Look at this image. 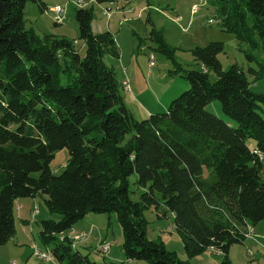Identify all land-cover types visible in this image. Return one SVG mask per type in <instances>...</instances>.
Wrapping results in <instances>:
<instances>
[{"label":"trees","instance_id":"1","mask_svg":"<svg viewBox=\"0 0 264 264\" xmlns=\"http://www.w3.org/2000/svg\"><path fill=\"white\" fill-rule=\"evenodd\" d=\"M229 1L220 9L223 29L252 49L255 33L264 48V0L228 7ZM28 3L46 10L41 0H0V247L16 234V202L47 195L49 213L61 219L42 221L40 236L47 244L60 237L51 251L59 264H117L90 260L68 239L89 214H115L124 238L119 264H190L207 250L232 264L231 247L244 245L249 228L264 221V94L250 90L239 66L223 70L224 45L212 42L193 51L200 67L184 76L190 89L165 113L138 121L122 95L125 86L104 61L120 58L115 37L93 33V8L76 11L82 56L74 41L28 29ZM249 74L259 80L264 65ZM215 101L236 126L207 111ZM63 149L69 159L58 174L51 163ZM134 174L146 189L141 202L130 198ZM162 206L174 217L188 260L161 237L147 236L144 213Z\"/></svg>","mask_w":264,"mask_h":264},{"label":"rangeland","instance_id":"2","mask_svg":"<svg viewBox=\"0 0 264 264\" xmlns=\"http://www.w3.org/2000/svg\"><path fill=\"white\" fill-rule=\"evenodd\" d=\"M46 10H41L38 3H28L25 10V21L28 29H33L39 36H54L66 38L75 42L76 50L82 55L86 47L80 39L79 25L76 21V11L81 8H93L94 16L91 23L95 34L111 32L116 40L120 58L106 56L104 61L113 68L120 83L125 103L134 118L143 121L150 115L161 114L167 111L171 102L179 98L190 89L189 82L184 76L193 70H198L193 51L203 48L212 42L224 45V52L218 56L223 70L232 65L242 68L250 82V90L256 94H264V76L255 80L249 74L250 70H259L264 65V48L259 36L251 35L258 45L252 49L246 42H240L235 35L227 33L222 25L220 9L226 0H114L112 3L98 4L95 0H41ZM235 2L238 0H231ZM229 1L226 5L230 7ZM246 2L247 0H243ZM235 3H232V5ZM198 10L193 12V7ZM63 10V17L57 21V9ZM252 27V23L249 22ZM159 33L167 45V51L161 49L156 41ZM246 54L253 56L254 61L247 59ZM153 59L154 64L151 65ZM216 76L210 74V81L214 82ZM129 87V89H128ZM207 111L232 126H236L229 117L223 114L218 101L207 107ZM251 147L252 141L248 143ZM69 153L67 149L55 153L51 169L61 174L67 165ZM34 178L39 174L34 173ZM130 198L133 202H141V195L146 189L137 185V176L129 179ZM47 195L35 198L37 208L32 209V215H20L17 211L18 203L34 199H20L16 202L14 210L16 234L12 241L0 247V264H11L12 258L18 264H59L56 259L51 261L34 256V248L52 254L53 248L62 243L58 240L49 244L40 236L41 223L45 220L59 221V215H52L46 207ZM37 214V215H34ZM145 218L149 225L147 236L150 240L161 237L171 252H176L182 260H188L180 236L174 229V217L164 206L156 210L154 207L145 211ZM29 223H21L25 218ZM93 221V223H88ZM87 224L83 229L88 233L87 238L77 242L78 251L88 254L94 262H113L125 259L122 251L124 241L122 229L115 214H89L87 221L81 220L78 225ZM77 225V227H78ZM83 231L73 229L67 235L75 236ZM252 233V227H251ZM62 238V237H61ZM104 241V242H102ZM80 242V243H79ZM91 243L93 251H88L80 245ZM110 245L109 252H98V247ZM74 250V251H77ZM251 253H254L251 255ZM229 258L232 264H264V248L250 241L244 245H234L230 249ZM190 264H221V257L212 250H207L190 260ZM131 264H147L145 261H136Z\"/></svg>","mask_w":264,"mask_h":264},{"label":"crops","instance_id":"3","mask_svg":"<svg viewBox=\"0 0 264 264\" xmlns=\"http://www.w3.org/2000/svg\"><path fill=\"white\" fill-rule=\"evenodd\" d=\"M123 83H126V81H124ZM33 201H35V199L32 201H22V202L18 203L17 209L19 210V208H20L19 214L20 215L24 214L25 216H27V215L31 216L32 215V209L34 207L37 208L36 203ZM30 204H33L34 207L31 206ZM37 210H38L37 214L40 215V209L37 208ZM87 218H88V216H86L83 219V221L86 222ZM23 222L27 223V224L29 223V221L26 219V217L21 218V223H23ZM88 223H93V221H91V222L88 221ZM77 225L74 226V228H73V230H75L76 232L77 231H83V232L87 231L86 229H83V226L84 227L88 226L87 224L84 223L82 225H78V227H77ZM248 241H250L253 244H259L262 248H264V221L257 224L256 226H254L252 228V235L250 237H248L245 242H248ZM102 242H104V241H102ZM7 246H9V247H6V248H12L11 245H7ZM79 247H84V249H86L88 251H93V252L95 251L94 249L96 248L95 246H93L91 243H88V242L85 245H80ZM94 253H96V252H94ZM12 261H16V260L14 258H12ZM118 261L119 262L117 264L124 262L125 259L118 260ZM109 263H113V262H109Z\"/></svg>","mask_w":264,"mask_h":264},{"label":"built area","instance_id":"4","mask_svg":"<svg viewBox=\"0 0 264 264\" xmlns=\"http://www.w3.org/2000/svg\"><path fill=\"white\" fill-rule=\"evenodd\" d=\"M201 3H203V0H201ZM197 10H198V6H194L193 7V12H196ZM61 20H62V10L58 8L57 9V21L60 22ZM153 64H154V61L152 59L151 60V65H153ZM128 89H129V87H128ZM84 233L85 232H82V233L78 234L77 235V240H82L83 236H84ZM251 235H252V233H251V227H250L247 237H250ZM100 250H101L102 253L109 252L110 245L104 244L101 247H98V252H100ZM253 254L254 253H251V255H253ZM34 256L37 257V258H47V260H49V261L53 260V257H52L51 254H49L47 252H44V251H41V250H36L35 248H34ZM11 264H18V263L16 261H12Z\"/></svg>","mask_w":264,"mask_h":264},{"label":"bare ground","instance_id":"5","mask_svg":"<svg viewBox=\"0 0 264 264\" xmlns=\"http://www.w3.org/2000/svg\"><path fill=\"white\" fill-rule=\"evenodd\" d=\"M60 9V8H59ZM62 10V9H61ZM62 17H63V10H62ZM88 233H84V236H83V241H85L84 239H86L87 238V235ZM75 236H70L69 235V238L68 239H70L71 241L70 242H72L71 244L73 245V247L75 248L76 246L75 245H77V242L78 241H80V240H77V235L76 234H74ZM68 236V235H67ZM248 236V235H247ZM62 239H63V237H62ZM80 243V242H79ZM36 250H39V249H37L36 248ZM40 259H44V260H47V258H40Z\"/></svg>","mask_w":264,"mask_h":264},{"label":"clouds","instance_id":"6","mask_svg":"<svg viewBox=\"0 0 264 264\" xmlns=\"http://www.w3.org/2000/svg\"><path fill=\"white\" fill-rule=\"evenodd\" d=\"M18 210V209H17ZM20 211V208H19V210H18V212ZM36 215V214H35ZM253 228V227H252Z\"/></svg>","mask_w":264,"mask_h":264}]
</instances>
